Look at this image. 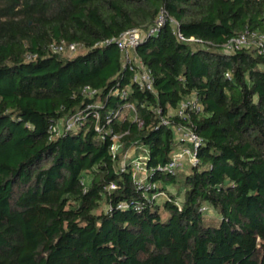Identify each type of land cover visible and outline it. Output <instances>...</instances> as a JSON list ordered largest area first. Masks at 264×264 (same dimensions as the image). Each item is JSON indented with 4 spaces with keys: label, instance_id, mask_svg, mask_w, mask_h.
<instances>
[{
    "label": "trees",
    "instance_id": "1",
    "mask_svg": "<svg viewBox=\"0 0 264 264\" xmlns=\"http://www.w3.org/2000/svg\"><path fill=\"white\" fill-rule=\"evenodd\" d=\"M133 28L152 92L115 43ZM250 30L264 0H0V264H264V56L222 47ZM179 127L197 161L169 172Z\"/></svg>",
    "mask_w": 264,
    "mask_h": 264
},
{
    "label": "built area",
    "instance_id": "2",
    "mask_svg": "<svg viewBox=\"0 0 264 264\" xmlns=\"http://www.w3.org/2000/svg\"><path fill=\"white\" fill-rule=\"evenodd\" d=\"M174 27L177 23L174 20H171ZM163 22V16H159L157 19V25H161ZM155 31V28L149 29V32L152 33ZM177 37L180 40L184 41H198L193 37H189L188 39L184 38L179 32L175 30ZM141 32L138 29H129L123 32L116 40L115 43L117 45L118 50L123 55V59L125 65H128L129 70L132 71V81L136 82L141 88H144L148 91H153V80L151 77L150 72L147 68L143 65V63L136 58L134 53V48L140 39ZM51 50L53 52H61L63 50L62 45H54L52 44ZM222 47L226 51H234L239 49H254L257 54L264 56V33H260L257 31H245L235 37L230 38L222 45ZM83 92L88 96H92L96 93L95 90H91L88 87H84ZM114 94H120L122 97H125L127 92L126 90H115ZM126 107L132 111H134V107L132 104H127ZM199 110L200 105L197 99L194 96L190 98H186L182 100L178 106L177 114L181 116L185 110ZM95 119H98V114H94ZM79 120V114H75L63 122L60 121L57 125L51 128L52 132H59L61 126H65L66 129L74 126L76 122ZM98 132L100 129L96 127ZM108 134V140L110 141V150L114 153L117 149L116 141L118 139L117 135L112 134L110 132ZM178 134L177 138L183 143L179 148H177L171 155V159L168 162L167 166L164 169L168 170L169 172H174L178 168H181L184 162H188L190 164H194L197 159L195 155V149L199 144V137L193 133L188 128H177L176 135ZM107 135L104 133L102 138H105ZM124 157L128 158L127 154ZM132 169L136 172L144 174L146 172L144 162L142 161V157L139 156L131 161ZM121 171L124 170V164L122 162ZM112 187V186H111ZM161 193H156L154 197L162 196Z\"/></svg>",
    "mask_w": 264,
    "mask_h": 264
},
{
    "label": "rangeland",
    "instance_id": "3",
    "mask_svg": "<svg viewBox=\"0 0 264 264\" xmlns=\"http://www.w3.org/2000/svg\"><path fill=\"white\" fill-rule=\"evenodd\" d=\"M83 49L79 46H73V45H70V46H65L63 48V50L61 51V54H63L65 57H72L74 55H76L77 53H80ZM178 136V134H177ZM126 159V157H124V160ZM185 164H189L188 162H184L183 166H185ZM185 170V169H184ZM142 177V176H141ZM168 190L171 192V193H175L177 192V186L173 187V186H169L167 187ZM160 197V196H159ZM162 200V198H159L157 201L160 202ZM207 218L211 219V218H214V214L213 213H208L207 215H205Z\"/></svg>",
    "mask_w": 264,
    "mask_h": 264
}]
</instances>
